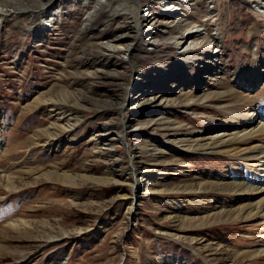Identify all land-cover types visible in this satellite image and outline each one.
Here are the masks:
<instances>
[{"label":"rangeland","instance_id":"1","mask_svg":"<svg viewBox=\"0 0 264 264\" xmlns=\"http://www.w3.org/2000/svg\"><path fill=\"white\" fill-rule=\"evenodd\" d=\"M28 1L31 7L6 9L0 17V76H14L10 56L19 53L16 64L35 77L31 90L20 94L15 88L3 93L8 83L0 81V264H264V216L246 218L234 211L246 200L239 190L243 183L257 186L264 178L263 163L249 153L176 152L162 142L194 129L203 134L238 127L250 122L249 113L264 110L259 0H192L194 5L173 0L179 5L174 3L178 7L169 14L157 1L143 0L142 18L157 15L151 30L143 28L158 40L139 39L128 61L124 54L117 58L118 52L106 55L101 46L107 37L121 42L123 35L135 36L136 22L142 21L139 12L133 15L137 8L130 0L92 14L94 32L80 28L76 33V24L65 19L50 36L42 24L58 0L47 13L46 6ZM66 7L64 18L75 9L70 14L79 12L80 25L92 8ZM178 15L187 26L166 23ZM192 25L198 32L187 34ZM217 32L222 43L207 45L206 38ZM191 40L196 45L185 51ZM213 48L219 68L205 75L195 92L189 86L205 74L202 61ZM59 50H67L66 58ZM46 58L53 62L48 71L42 64ZM252 77L257 80L249 88ZM146 83L152 96L164 99L161 105L144 102L146 96L134 98ZM128 96L129 105L120 107ZM121 114L133 125L127 133ZM173 120L179 125L175 129L168 125ZM66 122L73 127L63 131ZM104 127L111 134L98 142ZM255 139L240 143L264 145V136ZM138 159L149 172L131 188L130 169ZM68 174L72 177L63 179ZM80 174L124 182L101 184ZM196 181L213 185L195 190ZM260 207L264 212V199ZM18 217L32 228L6 226Z\"/></svg>","mask_w":264,"mask_h":264},{"label":"bare ground","instance_id":"2","mask_svg":"<svg viewBox=\"0 0 264 264\" xmlns=\"http://www.w3.org/2000/svg\"><path fill=\"white\" fill-rule=\"evenodd\" d=\"M53 1H56V0H31L30 3L33 2L34 4L40 5L41 7H44V8L46 6V8H45L46 12L45 13H47V8L50 6V4ZM141 1H143V0H130L129 1L133 7L137 8L133 12L134 13L133 15L135 17L137 15V12H139V14L141 12V9H142ZM154 1H157L161 6H164L165 7L164 11L167 14H169L172 9L174 11L175 8L178 7V6L174 7V5H173L174 3H175V5H179L176 2H174L175 0L174 1L173 0H154ZM179 1H180L179 3H183V4L187 2V0H179ZM188 1H190V3H188V4L194 5V2L192 0H188ZM28 2H29L28 0H0V9H3V11H0V15H2V16H0L1 19L4 17V15H6L8 13V12L6 13V9L11 10V11L12 10L17 11L19 9L21 10L22 8L31 7V6L27 5ZM258 2L260 4L259 7L264 9V0H261V1L259 0ZM258 2H256L255 5H257ZM117 3H118V6L120 4L122 5L123 0H120V1L119 0H58L56 3H54V5L51 6V8H48L49 10L53 9V8L56 10L50 12L51 16H49L50 13L45 14L44 19L46 20L48 17H51V19L54 20L55 18H58L60 16L64 17L68 11L66 6H69V5H72V6L76 5V8L85 7V9L87 8V6H88V8L92 7V8L87 9V13H85V10H84V13H85L84 21L81 22L80 28L82 30L85 29L86 32H91L92 30L94 32V31H96L95 25L92 23L90 16H93L99 10H102L103 12H106V13L109 11H112L113 9H116ZM8 7H10V8H8ZM154 7H156L158 9V11H161V7L159 8V5H155ZM59 9H60V12H59ZM117 10L120 11V13L117 12V14L119 13L122 16H124L126 14L125 13L126 10H124V11H121L119 9H117ZM151 11H153V10H151ZM259 11H261V10H259ZM58 12H59V14H58ZM153 14L151 13L148 16L144 15V18H142V15L140 14V20L142 22L141 23H140V21L136 22V25L134 28L135 30L133 31V35L135 34V36L133 37L132 40H131L132 37L128 36L127 34L126 35L128 38L126 37V35H123V36L121 35L122 36L121 38L124 37V39H122L121 42H117L119 39H117L116 37H113L111 39L107 37V39L103 40V42H102V46H101L102 51L106 55L107 54L111 55V54H115L116 52H118V55H116V54L115 55L119 59H121V54H124V56H126L125 60L128 61L129 57H131V51H133L136 48V45H137L136 42L139 39L142 40L143 38L148 37L149 41H151V42L153 41L151 44H154V42H156L158 40V37L151 36V33L149 34L143 28V27H148V28H150V30L152 29V26L156 23V16H157V15H153ZM128 20H130V19H128ZM48 22H49V19H48ZM52 22L53 21H51V23ZM168 22H173V25L179 24L182 26L183 25L187 26L186 25L187 21H185L184 15H178L177 17L173 18L172 20H170V21L168 20L166 23H168ZM45 26H50V24L45 21L44 24H42V28H45ZM194 27H196V26L192 25L191 27H189L188 31L186 33L188 34V32H192V33L198 32L199 29L194 28ZM203 28L205 29L204 26H203ZM186 33H184L185 36H187ZM184 34L180 35L181 40H182ZM220 36L222 37V35L217 32V35L213 36L212 40H209L208 38H206L207 45L209 42H211L212 44L214 41L217 42V39H218V43L221 44L222 39H220ZM118 37H119V35H118ZM109 40H111V41H109ZM190 42H191L190 46L184 48L185 51H189V49L192 48V44L194 46L197 43V42H195V40H191ZM176 43L178 46L180 41H176ZM186 43H188V42H186ZM149 48H153V47L149 45ZM254 49H255V46H254ZM184 50H180V52H183ZM216 52H218L217 48L216 49L213 48V50L208 51V55H206V60L202 61L203 62L202 67L204 65H206V67L204 68L206 72L204 71L205 72L204 75H201L200 77H197L196 79H194V82L189 86V88L191 90L197 92L198 87H200V85L203 83L202 78H204L205 75L211 74L210 73L211 71H217L218 70V68H219L218 67V59L215 57ZM109 55H108V57H109ZM214 59H216V60H214ZM254 79H256V78L249 80V82H251V84H252L249 86V88H251L252 86H255V82H253ZM148 86L149 85L147 83L144 84L141 87V89H139V90H141V94L137 95V97L135 96L134 98L136 99L139 96H146V98L143 100L144 102H149L153 105H157V104L161 105V103L163 102L164 99H162L160 97H159L160 98L159 99L158 94L155 96H152L151 90L148 89ZM182 86H181V89H185ZM247 87L248 86L244 87V89H246V90L249 89ZM190 89H188V90H190ZM205 90H208V89H205ZM209 93L210 92L208 91V94ZM204 97L207 98V97H209V95L204 94ZM120 104H121L120 107H124V108L127 107V105H129V96L127 98H125L123 100V102H120ZM132 105L137 106V103H135V101H131V106ZM117 112H119V111H117ZM248 115H251V119H250L249 123H244L238 127H233L231 129H221V130H218V131L213 132V133H203L202 134V132L196 131L194 129L191 132H189L188 134L187 133H181L183 135H180V137L178 136V134H176V135L172 136L173 138H169V139L164 138V140H162L163 146L167 145L169 150H176V152L178 150H182V149L195 150L197 148H201L204 151V149L210 148V150L208 151L209 153H222V152H231V151H234L236 153L239 152V153H243V154L249 153V155H248L249 157H257L258 158L257 160H259L260 163L262 162L263 166H264V145L263 144L260 145L259 143L257 144L256 143L257 140L255 139V136H257V135L264 136V110H260V111L258 110L257 113H255L253 111L252 113H249ZM56 118L60 119V116H58ZM176 121L173 120V122L171 121L172 124H168V125H171V127H173V129H175L178 125L176 123ZM127 122H128V118H126V116L121 114L120 115V124H122L123 131L125 133H127L129 130H131L133 128V125L130 123L128 124ZM150 122L151 121H148L145 124L147 125V123H150ZM62 126H63L62 130L65 131V129L66 130L70 129L72 125L70 126L69 122H66ZM109 134H111V131L108 130V128L104 127V129L98 133V139H99L98 142L105 140V137ZM241 136H244V139H242ZM249 138H253L256 141H254L251 144H247V145H244L246 143H240V141H243V140H246ZM144 141H147V140H144ZM105 145L109 146V144H105ZM154 147L156 148L159 146L154 145ZM157 152L162 153L163 150L160 149ZM204 152L206 153V151H204ZM136 162H137V164L134 165V163H136ZM131 166L132 167L130 169V173L133 174L134 178L130 181V184L132 186L131 188H133V187L136 188L137 186H139L143 183V181L146 177V173H148L149 170L147 169V167H143L141 165V160H139V159L134 161ZM48 174H47V177H48ZM54 174H56V173H54ZM36 177H38V176H36ZM71 177L72 176H70L68 174V175H64L63 179L69 180ZM74 177H75V175H74ZM81 177H84V179L99 182L101 184H109L111 182H115V183L116 182H118V183L124 182L123 177L115 179L114 177H112V176L108 177L107 175L106 176H94L93 174L92 175L89 174V175H84V176L81 175ZM243 178H246V175H243ZM61 179H62V177H61ZM211 185H213V184H210V183L204 182V181H196L195 185H194V187H195L194 189L195 190L196 189H206V188H209ZM8 187H10V184H8ZM12 189H13V187H12ZM191 189H193V188H189V190H191ZM239 190L242 191V193L244 194L243 196L246 197V200H244V202L238 204L236 206L238 208V210L236 209L234 211H238L239 215L246 214L247 215L246 218L251 217L253 214H255V215L259 214V216H264V212H262L263 209L260 207L261 200L264 199V178L257 184V186H255V185L252 186V185H249L248 183L244 182L243 186H241V188ZM133 192L134 191L132 189L131 196H130V203H129L130 208L134 204V202H133L134 199H132L133 198V195H132ZM256 194H258V198H260V199L256 200L257 199ZM118 197H122V196L118 195ZM123 197H125V195ZM247 197H249V199L250 198L251 199L248 200ZM6 226H9L10 229L11 228L14 229V228H18V227L19 228L22 227L25 229L32 228L31 222H28L24 217H18V219L8 220L6 223ZM40 228H43V227L41 226ZM75 230H76V228H75ZM77 231L81 232L82 228H79ZM49 238L52 239V237H49Z\"/></svg>","mask_w":264,"mask_h":264},{"label":"snow or ice","instance_id":"3","mask_svg":"<svg viewBox=\"0 0 264 264\" xmlns=\"http://www.w3.org/2000/svg\"><path fill=\"white\" fill-rule=\"evenodd\" d=\"M0 11H3V9H0Z\"/></svg>","mask_w":264,"mask_h":264}]
</instances>
